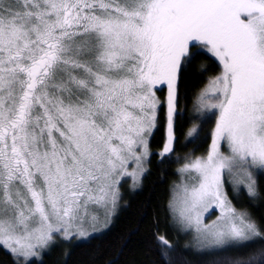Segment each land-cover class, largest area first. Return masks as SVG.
I'll list each match as a JSON object with an SVG mask.
<instances>
[{"label":"snow or ice","instance_id":"obj_1","mask_svg":"<svg viewBox=\"0 0 264 264\" xmlns=\"http://www.w3.org/2000/svg\"><path fill=\"white\" fill-rule=\"evenodd\" d=\"M200 52L221 72L201 96L216 101L210 149L180 170L195 173L189 212L218 203L222 227L195 217L214 246L264 239L222 194L225 172L254 195L251 169L264 170V0H0V246L33 257L57 234L83 238L92 212L115 206L116 177L147 153L160 83L158 155L172 153L179 77ZM237 264H264V248Z\"/></svg>","mask_w":264,"mask_h":264},{"label":"trees","instance_id":"obj_2","mask_svg":"<svg viewBox=\"0 0 264 264\" xmlns=\"http://www.w3.org/2000/svg\"><path fill=\"white\" fill-rule=\"evenodd\" d=\"M220 72L218 62L206 52L197 53L181 72L174 115V151L163 159L158 153L166 142L165 94L163 89L158 90L163 105L149 138L144 174L133 192L124 195L118 213L101 233L78 243H57L41 260L28 264H237L264 248V239L258 237L247 246L198 251L174 223L171 196L182 179L181 166L186 159L207 153L215 125L214 112H198L199 97ZM194 127L199 130L198 136L190 142L188 133ZM254 189L253 196L240 192V201L232 202L238 210L247 212L264 233V175L258 176ZM158 237H165L171 247L165 248ZM0 264L19 263L9 252L0 250Z\"/></svg>","mask_w":264,"mask_h":264},{"label":"rangeland","instance_id":"obj_3","mask_svg":"<svg viewBox=\"0 0 264 264\" xmlns=\"http://www.w3.org/2000/svg\"><path fill=\"white\" fill-rule=\"evenodd\" d=\"M208 87H209V84L205 88V90L208 89ZM161 89L164 90V94H165V100L163 101V104L165 105L164 108H165L166 116H167L168 87L166 83H160L153 87L155 98L158 101L156 113L158 114L160 107L163 105V104L161 105V102L157 95V91ZM205 90L203 91L202 95L205 93ZM201 96L199 97L200 99H199V103L197 107L198 112L201 115H208L214 112V110H211L210 108L206 107V104H211V103L216 102L214 95L211 92H208V95L207 97H205L204 100H201ZM154 129L152 130L150 135L146 137L148 142H149V138L151 134L153 133ZM211 140H212V136H211ZM211 140H210V144L208 147V151L210 149ZM221 151L227 153V146L222 144ZM206 154L204 156H206ZM148 156H149V150L147 149V153L145 154L144 159L141 161L139 165L134 160H130L127 163L125 170L116 177V180H117L116 189L118 192V198L116 200L115 206H112L110 204L107 208L100 207V208L95 209V211L92 212V216H94L95 219H89L88 223L85 225L86 235L83 238L80 237L79 235H73L72 238L65 239L62 236L57 234L54 236L53 242L49 243L46 246L37 248L36 255L30 258L22 259L19 256H15L11 254L10 251L3 246H0V250H5L9 252L19 264H28L34 260L35 261L41 260V256L44 253H46L53 245L57 243L59 244H62V243L71 244L74 242L78 243V242L88 239L89 237L93 235H97L101 233L102 231L106 229V227L112 221L113 217L118 213V211L120 210V207H122L124 200H125L124 195L126 193L128 194L132 193L133 190L138 186L141 176L144 174V169L147 164ZM187 161L188 159L184 161L183 165L181 166V169L184 167V164ZM251 171H252V179L254 180L255 183L259 175H264V170L253 168L251 169ZM235 175L236 173H234L233 175H228V173L225 172V180H224V184L222 188L223 197H226L227 206L230 207L231 209H234L236 217L244 215L247 218L251 219V217L248 215L247 212L240 210V209L238 210L232 202L233 199H235L236 202L240 201V198H239V196L241 195L240 192H246L249 196L251 195L253 196V194L249 193L247 181H245L244 183H239L236 179H234ZM194 176H195V173H189L187 171H182V179L180 182L177 183L176 187L174 188L172 192L171 210H172V214L174 218V223L176 226H178L181 229L183 233H186L188 235L189 237L188 243L195 250L209 252V251H215L218 249L226 248V247L214 246L211 240L206 239L204 234H202L201 232H197L196 230L195 217L197 215H199L202 228L204 225L222 227L224 225V219L222 216V209L219 207L218 203L215 201L210 202L207 205V207L201 206V207H198L195 211L189 212L190 205L186 203V201L188 199V193L191 191V187L195 183L193 179ZM182 213H184L185 215L190 214L193 217L191 226H189L188 222L182 217L181 215Z\"/></svg>","mask_w":264,"mask_h":264},{"label":"bare ground","instance_id":"obj_4","mask_svg":"<svg viewBox=\"0 0 264 264\" xmlns=\"http://www.w3.org/2000/svg\"><path fill=\"white\" fill-rule=\"evenodd\" d=\"M23 261V260H22Z\"/></svg>","mask_w":264,"mask_h":264}]
</instances>
